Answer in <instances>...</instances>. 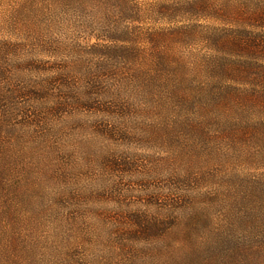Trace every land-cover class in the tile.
Wrapping results in <instances>:
<instances>
[{
	"label": "rangeland",
	"instance_id": "rangeland-1",
	"mask_svg": "<svg viewBox=\"0 0 264 264\" xmlns=\"http://www.w3.org/2000/svg\"><path fill=\"white\" fill-rule=\"evenodd\" d=\"M98 1L0 0V264H254L264 78L108 53Z\"/></svg>",
	"mask_w": 264,
	"mask_h": 264
},
{
	"label": "trees",
	"instance_id": "trees-1",
	"mask_svg": "<svg viewBox=\"0 0 264 264\" xmlns=\"http://www.w3.org/2000/svg\"><path fill=\"white\" fill-rule=\"evenodd\" d=\"M157 6L160 16H171V26L157 28L147 40L136 41L128 37L131 26L127 22L133 21L127 14L128 3L115 0L105 5L115 25L126 22L125 36L108 41L101 49L119 58H134L137 53L153 58L155 68L195 64L264 78V0H175L170 7L165 2ZM253 263L264 264V247Z\"/></svg>",
	"mask_w": 264,
	"mask_h": 264
}]
</instances>
